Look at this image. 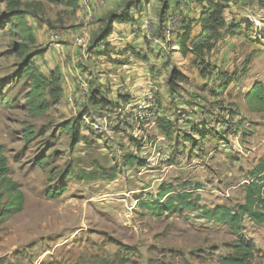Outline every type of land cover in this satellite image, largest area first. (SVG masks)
<instances>
[{
    "label": "rangeland",
    "instance_id": "1",
    "mask_svg": "<svg viewBox=\"0 0 264 264\" xmlns=\"http://www.w3.org/2000/svg\"><path fill=\"white\" fill-rule=\"evenodd\" d=\"M154 1L140 9L145 16L149 9L157 35L136 46L149 57L136 60L133 49L112 52L124 37L118 24L106 38L105 61H129L134 76L125 78L126 67L121 72L114 65L92 66L90 58L82 59L87 66L79 60L78 66L88 70L89 86L100 87L101 94L89 90L86 102L73 109L64 95L52 97L45 85L50 108L34 117L26 104L33 80L13 51L18 35L7 27L10 4L19 3L29 24L41 32L32 51L49 47L48 30L86 23L92 37L104 18H93L90 8L82 12V3L73 9L45 0H0V145L25 196L23 210L0 225V264H218L238 234L256 246L254 263L264 264V220L243 217L236 229L206 212L244 203L252 182L264 187V111L252 112L244 98L254 82L264 85V0H234L222 12L228 27L210 61L233 78L218 94L211 88L217 73L200 77L196 58L169 44L179 34L180 17L174 16L175 35L165 37L159 26L166 0ZM176 2L177 10L182 4L191 7ZM126 5L121 3L118 12ZM133 24L140 35L141 22ZM197 30L194 24L191 32ZM146 70L149 83L143 92L131 82L141 78L137 71ZM148 100L157 106L154 116H147L152 107L143 108ZM198 115L206 123L204 138L188 127L189 118ZM76 122L81 123L77 135L63 127ZM162 124H170L167 131ZM132 128L136 135L130 134ZM127 156L144 163L126 164ZM59 187L65 189L59 198H47L46 191ZM181 194L185 197L178 199Z\"/></svg>",
    "mask_w": 264,
    "mask_h": 264
},
{
    "label": "trees",
    "instance_id": "2",
    "mask_svg": "<svg viewBox=\"0 0 264 264\" xmlns=\"http://www.w3.org/2000/svg\"><path fill=\"white\" fill-rule=\"evenodd\" d=\"M52 4L69 5L73 9L78 7L79 0H45ZM194 3L201 5V10L197 19L190 16H180V22L178 24V35L170 41V46L177 48L178 52L186 57L192 55L196 58V65L199 76L202 78L211 77L212 73H217V82L211 85V88L217 90L218 93H223L227 90L229 84L232 81L233 76L228 75L226 72L217 69L210 61V54L216 48V45L222 39V30L228 27V23L222 16V12L226 5L234 2V0H192ZM19 3L10 4L7 25L8 30L13 35H18V42L13 44V51L18 53L23 58L22 71L29 74L32 77L33 83L30 86L29 94L26 97V104L28 106L29 113L32 116H38L46 112L50 105L44 99L43 89L45 85L50 87L49 94L60 99L62 96V79L58 71H53L49 76H44L34 66L32 59L35 55L40 54L41 51L36 49L32 51L31 46H35L36 40L31 25L27 21L26 11L18 8ZM178 7V4H177ZM169 9L168 0L162 5V18L160 20V29H162L166 23V12ZM181 13V12H180ZM124 13H109L102 19L101 27L91 37L93 44H100L106 41V38L112 33V24L114 22H121L122 15ZM182 14V13H181ZM178 16V15H177ZM198 25L199 30L192 33V26ZM181 32V33H180ZM157 35V32H155ZM164 35V34H163ZM175 35L174 31L173 34ZM20 42V43H19ZM210 88V87H209ZM91 91L90 95L101 94L100 87H88V91ZM92 96V98H93ZM122 100L127 101L128 97H121ZM247 104L252 112L261 113L264 111V85L256 81L254 82L244 95ZM118 104V103H117ZM199 116V115H198ZM193 118H196L195 116ZM191 121L188 127L191 132L197 133L200 138L205 137V133L202 129L205 127L203 119L196 118L195 120L189 118ZM168 123L167 121H165ZM81 123L76 122L74 124H63L65 130L77 135ZM167 127L170 124L163 125L162 131H167ZM190 132V133H191ZM42 163V159L38 161ZM124 162L137 163L142 165L144 162L136 157H125ZM64 187L53 189L50 193L46 191V196L49 199H57L64 192ZM164 192L160 193V196H164ZM185 195H178V199H183ZM25 196L20 190L18 182L14 181L10 176L9 167L7 164V157L5 155V149L0 145V225L6 222L13 215L21 212L24 208ZM152 208H156L153 204ZM211 220L225 223L227 225L239 229V224L243 217H249L254 221L264 220V187H256L252 182V185L248 186L246 190V196L244 203L236 207L217 206L214 209H207ZM230 253L226 256H221L218 259V264H255L254 259L256 257L257 248L254 243L244 237L242 234H238L236 239L229 245ZM77 264V263H74Z\"/></svg>",
    "mask_w": 264,
    "mask_h": 264
},
{
    "label": "crops",
    "instance_id": "3",
    "mask_svg": "<svg viewBox=\"0 0 264 264\" xmlns=\"http://www.w3.org/2000/svg\"><path fill=\"white\" fill-rule=\"evenodd\" d=\"M83 1L84 0H79L78 5H80ZM126 1L127 0H107L105 7L95 12L94 16L98 20H100L101 18H104L109 13H117V14L124 13L122 15L121 22L113 23V24H118V26L121 27V30L122 32H124V34L120 32L119 35H122V37L123 36L124 37L121 38L123 40L122 43L119 42L117 44H114V48L112 49V52L119 55L121 51L133 49L132 53L134 54V57L136 58V60L141 59L140 57L145 56V55L149 57L147 53L146 54H144L143 52L139 53L138 49H136V46H138V48H141L142 46H144L142 43L144 42L143 41L144 37H146L145 32L148 30L144 28L148 26L147 21L152 20L151 18L152 16H151L149 9H147V12H148L147 16L143 15V11L140 9L141 6L147 8L150 5V0H135V2H130V3ZM176 1H181V0H168L169 9L166 12V17L172 16V15H176V16L180 15V16H190L191 18H194V19L198 18L201 7H202L201 5L194 3L192 0H184V2H181V4L185 3V5L187 4L188 6H191L190 7L191 10L185 9L183 7V4L179 8V10H177L178 7H177ZM124 2H125V5L126 4L127 5L123 8V11L118 12V9L121 3H124ZM152 6L155 7L156 4L153 3ZM146 8H144L145 12H146ZM157 10L158 9H156L155 11ZM135 22H141L140 30L142 31L140 35H137V32H134L132 30L134 28L133 23ZM150 24H151V27L154 29V32H156V28H155L156 23L151 22ZM196 26H197V29L199 30V26L198 25ZM31 27L34 33L36 44H38L39 39L42 40V35H38V33H41V32L39 29L35 30L32 25ZM115 31L116 29L112 28V33L110 35H113ZM155 36H156V33H154V38ZM159 39L160 38H158V40ZM44 41L49 45V47H46V46L39 47L40 48L39 50L41 51V53L34 56V58L32 59L33 64L39 70V72H41L44 76H49L53 71H58L60 73L61 79H62V83H61L62 96L64 95L66 97V102H67V97L69 96V94H71L74 91V79L76 75L79 72H84L85 74L86 73L88 74V70H84L82 69V67L80 68L78 66L79 60L81 61V64H83L84 66H87V64L84 62L87 61L88 58H90L91 59L90 63L92 66L93 65H95L96 67L106 66L107 68H110L114 65L115 67H117L118 71H121V72L123 69H119V68L126 67L127 71L125 72L128 73L125 77L126 79H129L132 75L133 76L135 75L134 73H131L133 72L132 70H134V67H133V64H131L129 61H127L124 64H120V65H115V64L110 65L108 62L105 61L106 55L108 54L105 51L107 41L95 45L91 42V37H90V39L87 42H85L83 45L77 46L73 43L72 40H70L67 36H65V34H62L61 36L55 37V38L53 37L45 38ZM82 59H84L85 61L83 62ZM136 75L137 76L141 75V78L138 81H135L134 83L131 82V83L134 86L136 85L142 86L140 91L145 92V87L147 86L149 81H144V80H145V75H149V71L146 70L144 74L141 71H137ZM148 94L147 96H149ZM88 96H89V93H88ZM143 98L145 99V95L143 96ZM69 107L71 108L70 105ZM124 134H129V133H124Z\"/></svg>",
    "mask_w": 264,
    "mask_h": 264
},
{
    "label": "built area",
    "instance_id": "4",
    "mask_svg": "<svg viewBox=\"0 0 264 264\" xmlns=\"http://www.w3.org/2000/svg\"><path fill=\"white\" fill-rule=\"evenodd\" d=\"M107 3V0H93L92 3H89L88 0H84L81 4V8L80 10L82 12H84L85 10H88L89 8L92 10L93 12V18L94 13L97 12L98 10L102 9L105 7ZM176 15H172V16H168L166 18V23L165 26L163 27V34L165 37H169L173 34V31L175 29V25H177L178 22H176L175 17ZM83 17H80L78 19V21H82ZM150 24V21H147V25ZM151 26V24H150ZM47 33H50L49 36L50 37H59L62 34H65V36H67L70 40L73 41V43L77 46L83 45L85 42H87L92 34V29L91 26L84 23L83 26L77 27V28H69L65 31H54V30H48ZM154 29L151 27L150 29L147 30L146 33V37L147 39H154ZM88 87H89V76L88 74L84 73V72H79L75 79H74V91L69 94V96L67 97V103L74 109V108H80L84 103L85 100L88 96ZM148 105H144L143 104V108H145V106H149L153 108V112L148 113L147 116H154L155 113V103L153 100H148ZM123 105V104H122ZM129 107V103L128 104H124V108ZM157 107V106H156ZM138 108H142L141 104L138 105ZM121 111V109H120ZM146 114V113H145ZM124 117H126L124 114L121 113L120 115V119H124ZM128 118H126L127 120ZM129 123L130 124H134L131 119H129ZM117 124L121 127V123L120 121L117 122ZM125 131L130 130L128 127H124ZM123 130V131H124ZM131 135H136L135 134V130L134 128L131 129L130 132Z\"/></svg>",
    "mask_w": 264,
    "mask_h": 264
}]
</instances>
